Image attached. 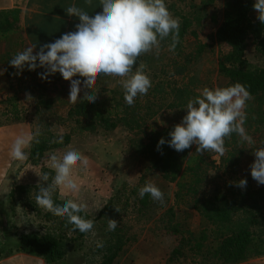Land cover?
<instances>
[{"label":"trees","instance_id":"trees-1","mask_svg":"<svg viewBox=\"0 0 264 264\" xmlns=\"http://www.w3.org/2000/svg\"><path fill=\"white\" fill-rule=\"evenodd\" d=\"M216 1L218 0H200L198 4H191L188 12L178 13L180 30L174 51H170L168 47L171 37L161 42L158 51L153 49L155 52L166 50V54L174 59L168 76L169 81L157 101L155 110L152 108L141 110L138 105L129 106L126 103L117 102L96 91L97 97L94 102L88 101L83 94L66 111V117L72 121L77 130L83 133L112 134L119 129L134 133L130 146L135 154L145 161L149 170L158 173L164 181L175 183L177 188L174 194L175 204L187 206L198 214L202 228L197 232H191L182 229L180 224H172L171 218H174L172 208L165 213L170 217L165 222L166 232L178 238L177 245L169 254V262L186 261L191 257L190 264H241L264 257V187L252 189L248 186L242 189L238 186L237 168L240 153H237L235 148L232 149V146L236 145L237 134L232 133L230 137L225 138V144L230 146V152L222 160L227 163V166L218 178H211L208 175L204 155L195 152L192 145L178 152L165 143L160 150H157L158 141L162 137L166 141L170 140L169 132L176 125L163 127L160 124L166 103H164V94L173 95V102L166 105V109L184 108L188 99L195 96L186 84L175 88L170 80L182 76L187 78L189 85L194 84L193 77H190V66L207 48L198 41L194 27L201 24V18L205 17L209 9H215ZM254 3L255 1L251 0H224L220 22L215 13L210 14V20L217 25L213 39L220 47L217 60L218 75L226 80L228 85L236 82L243 84L251 93L252 99L263 104L264 22L258 19V11L253 7ZM167 6L171 11L170 6ZM176 15L173 13L174 17ZM17 23V11L0 13V42L9 40L16 33ZM189 38H192L194 42L192 47L187 45ZM250 43L254 46L255 55L261 60L260 65H254L248 59ZM37 69L32 72L36 73ZM22 70L31 72L27 66ZM13 74L11 70H7L8 78ZM149 96L153 98L156 96L155 88ZM13 98L15 99L14 95ZM35 101L34 120L26 118L23 110L12 105L5 121L23 123L28 120L32 126L31 131L37 128L41 130L40 143H33L27 149L29 158L25 160V164L46 172L48 170L46 163L50 154L68 145L70 138L67 135H62L58 139L53 137L48 122L51 104L42 98H36ZM246 112L247 120L244 125L253 120L258 125L264 123V111L247 108ZM147 123L149 125L146 127ZM140 182H144L143 178ZM44 184L47 185V182ZM139 188L136 187L131 192L132 207L138 215L142 216L145 210L148 211V204L152 200L149 194L141 198ZM34 189H36L35 186L25 188L17 185L12 190L11 196L18 200L21 199V193L28 194ZM33 200L26 197L23 203L30 209L33 208L37 214L43 212L41 215L43 221L54 223L59 233L53 234L46 231L44 234L38 232L21 234L17 236L13 248H7L8 241L2 238L0 260L14 254H25L42 260L44 264H66V250L71 240H83L91 232L100 229L103 233L100 243L104 246L96 248L99 255L97 264H113L125 252L127 243L132 241L125 236L123 227L109 231L108 223L98 225L101 216L110 209L112 200L96 216L85 211L82 213L86 218L94 221V228L88 233L73 231V225L68 224L65 218L39 208L36 200L34 202ZM54 200L57 203L61 202L57 191L54 194ZM66 233H71L73 238L67 240Z\"/></svg>","mask_w":264,"mask_h":264},{"label":"rangeland","instance_id":"rangeland-1","mask_svg":"<svg viewBox=\"0 0 264 264\" xmlns=\"http://www.w3.org/2000/svg\"><path fill=\"white\" fill-rule=\"evenodd\" d=\"M199 2L200 0H166L167 5L171 8L170 12L172 15L173 13L177 14L176 18H178V13L188 12L191 4L195 5ZM223 2L216 1L215 9H209L205 17L201 18V24L194 27L198 41L207 46L204 52L197 56L194 63L190 66V77H193L192 83L194 84L189 85L186 77L177 76L170 80L175 88L186 84L196 96L199 94L198 90L204 87L228 86L226 80L218 75L217 60L220 47L213 39L217 25H214L210 20V14L215 13L218 22H220ZM187 45H190V47L194 45L192 38L188 39ZM253 48L254 46L250 43L247 52L248 59L254 65H260L261 60L257 58ZM6 55L3 56L4 62L10 59L9 54ZM173 60L172 56L166 54V50L164 52L152 50L149 53L141 54L137 60V64L143 62L146 65L145 71L151 77L152 87L149 90L153 91L155 88L156 96L152 98L154 101L156 98V102L152 110L156 109L157 101L169 81L168 76L172 69ZM135 67L133 70H135ZM5 68L11 70L14 74L9 78L4 75L0 76V129L20 125L25 128V131H31L32 126L28 120L23 123L5 121L12 105H16L17 109L23 110L26 118L34 120L33 111L34 103L37 101H35L36 98H42L51 104L48 122L49 130L53 137L58 139L62 135L69 136V144L75 145L83 154L89 157L90 161L89 169L86 172L80 171L78 168L74 169L76 175L83 181L81 192L75 195L71 193L65 195L60 190H57L58 199L61 202L66 198L80 199L87 204L85 210L92 216H96L112 200L110 209L101 216L98 225L107 224L108 219L113 218L117 220L118 227L124 228L125 236L132 239V241L127 243L125 252L113 264H190L191 257L186 261H168L169 254L177 245L178 238L166 232L165 222L170 217L167 214L165 215V213H167L169 208H172L174 212V218H171L172 224H180L182 229H187L191 232H197L202 228L201 219L189 207L175 204L174 194L177 189L175 183L164 181L158 173L149 170L145 161L135 154L130 146V140L134 139L132 136L134 133H127L120 129L112 134L101 133V135L80 132L74 127L72 121L66 117V111L74 104L68 100L70 81L63 79L59 72L50 75L47 79H42L38 73L44 72V68L38 67L37 72L33 75L15 74L18 71L11 65L6 64ZM108 78L95 83L94 86L115 90L113 98L118 102L124 96V92L117 82L119 78L112 77L111 79V76ZM83 94L84 86L81 85L79 96L81 97ZM148 95L136 98V100L141 101L138 105L139 109L144 110L147 106L143 100ZM107 97L111 98L110 96ZM172 102L173 95L170 96L167 93L166 96L164 94V112L160 118V124L163 127L180 123L182 117L186 115V109L183 108L166 109V105L168 106ZM122 103H125L124 100ZM247 108L254 111H264V102L260 104L256 99H251L247 102ZM148 125L147 123L146 127ZM244 127L247 133L253 137L255 143L252 145L246 142L241 143L237 134L236 145L232 146V149L235 148L236 152L240 153L237 168L238 183L241 179H246L247 184L242 189L248 186L252 189H259L264 187V184H259L251 176L250 165L255 160L254 150L264 145V123L258 125L253 120L244 125ZM197 147L196 144L192 145V149L195 152H197ZM224 147L223 155L211 150L200 152L201 155H204L206 170L211 178H218L222 170L227 166V163L225 161L222 162V160L228 156L230 146L224 143ZM64 148L55 150V152H62ZM10 162L9 176H11L8 179L13 180V182L10 181L8 183V191H12L13 189L11 188L17 185L25 188L35 186L36 189L31 190L28 194L21 193V199L18 200L12 197L11 194L7 198V204L4 210L2 209L4 211L2 215L4 219L3 223L0 224V244H3L2 238H6L8 241L7 248H13L18 235L30 232L44 234L48 231L58 234L59 230L54 223H45L43 221L41 216L43 212H38L39 214H37L33 208L30 209L23 203L26 197H30L32 200L35 199L39 187L38 184L41 183L39 175L44 172L41 169L25 164V161ZM46 168L48 173H50L49 182H51V176H54V172L48 166V162L46 163ZM141 178H143L144 184L148 181L155 183L164 193L163 204L151 198L152 201L148 204V211L145 210L142 216L138 215L136 210L133 209L131 194L136 187L143 186V183L140 182ZM124 206H126L125 210H123ZM65 235L67 240L73 238L71 233H66ZM101 237H103V233L98 229L88 234L83 240L72 239L66 250L65 263L97 264L99 255L96 252V248H98L97 244L100 243ZM2 260L4 259L0 261ZM241 264H264V257Z\"/></svg>","mask_w":264,"mask_h":264},{"label":"clouds","instance_id":"clouds-1","mask_svg":"<svg viewBox=\"0 0 264 264\" xmlns=\"http://www.w3.org/2000/svg\"><path fill=\"white\" fill-rule=\"evenodd\" d=\"M253 7L258 11V19L264 22V0H255ZM66 12L79 19L75 31L43 44L35 54L36 44L26 47L18 51L9 63L17 69L27 66L30 71L44 68V72L38 73L42 79L59 72L63 79L70 81L68 100L73 103L80 98L81 85L84 86V97L90 102L95 101L97 92L93 87L98 74L119 78L117 82L129 106L138 96L147 95L152 80L145 71L146 65L143 62L137 64L138 58L153 49L158 51L161 42L169 37V50L174 51L179 37L180 21L169 11L166 0H99V10L93 15L75 5L67 7ZM76 76L80 78L73 79ZM198 92L188 99L183 108L186 115L169 132L171 139L166 141L162 137L157 150L167 143L182 152L196 144L197 153L211 150L223 155L225 138L232 133L238 134L241 143H255L244 127L247 102L252 95L243 84L236 82L223 87H204ZM41 135L39 128L16 134L9 147L10 158L21 162L27 160V149L33 143H40ZM254 155L255 160L250 165L251 176L259 184H264V145L257 147ZM89 165V157L73 144L66 145L62 152H52L48 166L54 176L49 182L50 173L39 175L41 183L35 197L39 208L65 218L68 224L73 225L72 230L80 233H88L94 228V221L82 215L87 204L77 198H66L57 203L54 194L57 190L65 195L79 194L83 181L74 169L86 172ZM246 184V179H241L238 186L243 188ZM138 192L141 198L149 194L154 201L164 202V193L151 181L140 187ZM107 227L109 231H115L117 220L108 219ZM103 246V243L97 244V247Z\"/></svg>","mask_w":264,"mask_h":264},{"label":"crops","instance_id":"crops-1","mask_svg":"<svg viewBox=\"0 0 264 264\" xmlns=\"http://www.w3.org/2000/svg\"><path fill=\"white\" fill-rule=\"evenodd\" d=\"M72 5L83 8L85 11H88L90 15H93L96 10H99V0H91V2H88V0H0V13L10 11H17L18 13L16 33L11 36L9 40L0 42V76L4 75L7 77L8 67L6 66V69L5 65H11L9 61L18 51H22L26 47L36 44L37 47L34 49L35 54L43 44L54 42L64 33L75 31V25L79 23V19L78 17L68 15L66 12L67 7ZM6 54H9L10 59L4 62L3 56H7ZM15 69L18 71L15 74H34L32 71L28 73L22 69ZM108 77L110 76L103 74L99 76L98 74L96 83L109 79ZM93 89L114 99L115 90L102 89L97 86H94ZM150 93L151 91L149 90L148 94ZM123 100L124 96L123 99H120L118 102H123ZM140 102V100L135 99L134 104L139 105ZM143 102L147 105L144 110H147L153 108L156 98L154 101L153 98L148 95ZM21 131H25V128L20 125L0 129V134H2L0 135V224L3 223L4 217L2 215L4 207L7 204V198L12 192L8 191V183L10 181L13 182V180H9L8 178L11 176H9V171L11 169L10 161L14 160L10 158L8 151L15 135ZM85 212L87 213L86 210ZM0 264L44 263L42 260L29 255L16 254L0 261Z\"/></svg>","mask_w":264,"mask_h":264}]
</instances>
